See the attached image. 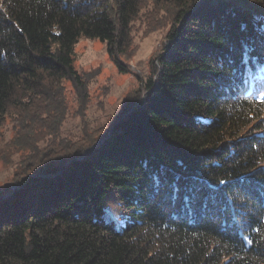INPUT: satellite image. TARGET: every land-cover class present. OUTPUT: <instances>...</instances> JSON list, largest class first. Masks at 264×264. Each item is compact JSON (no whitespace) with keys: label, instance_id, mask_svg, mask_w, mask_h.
Returning a JSON list of instances; mask_svg holds the SVG:
<instances>
[{"label":"trees","instance_id":"obj_1","mask_svg":"<svg viewBox=\"0 0 264 264\" xmlns=\"http://www.w3.org/2000/svg\"><path fill=\"white\" fill-rule=\"evenodd\" d=\"M157 33L115 120L2 194L0 264H264V0H0V130L86 108L81 40L126 74Z\"/></svg>","mask_w":264,"mask_h":264},{"label":"rangeland","instance_id":"obj_2","mask_svg":"<svg viewBox=\"0 0 264 264\" xmlns=\"http://www.w3.org/2000/svg\"><path fill=\"white\" fill-rule=\"evenodd\" d=\"M163 42V33L140 38L137 54L129 62V71L123 74L110 60L105 44L98 40H81L75 49V69L87 73L97 71L90 84L88 105L85 109L81 107L76 92L67 85V111L57 132H53L55 122L41 126L28 122L24 129L16 115L6 118L0 130V199L4 192L17 185L18 175L23 173L27 161L39 162L37 152L78 143L88 131L107 127L113 122L118 110L132 101L130 95L147 78L150 59Z\"/></svg>","mask_w":264,"mask_h":264}]
</instances>
